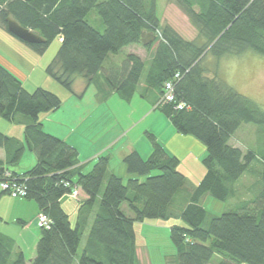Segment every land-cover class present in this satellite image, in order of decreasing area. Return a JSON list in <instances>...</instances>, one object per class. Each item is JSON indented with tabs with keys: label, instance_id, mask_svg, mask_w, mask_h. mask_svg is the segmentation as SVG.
<instances>
[{
	"label": "trees",
	"instance_id": "16d2710c",
	"mask_svg": "<svg viewBox=\"0 0 264 264\" xmlns=\"http://www.w3.org/2000/svg\"><path fill=\"white\" fill-rule=\"evenodd\" d=\"M179 1L200 42L161 24L156 0H0V28L8 32L5 19L10 16L42 36L41 43L23 42L36 53L58 39L45 71L62 86L71 91L77 77L87 85L101 73L107 88L126 101L137 90H154V108L177 133L205 149V173L194 186L177 169L178 158L149 132L150 155L144 159L132 151L123 158L128 178L108 174L107 155H99L83 173L75 169L76 149L45 132L39 120L40 114L58 109L61 99L41 87L28 91L0 63V116L24 125V144L0 132V147L6 148L11 164L25 146L34 153L33 166L22 173L10 171L11 179L23 184L25 197L51 219L48 228L39 227L29 263L14 252L13 240L0 234V264H137L134 223L145 219L174 220L169 229L175 264H208L215 253L222 256L219 264L264 263V153L229 143L243 123L263 131L264 111L217 75L208 76L203 64L207 54L216 60L246 51L264 56V0ZM91 10L99 16L101 30L87 19ZM141 32L153 33L155 40L143 45ZM132 45L142 46L146 57L129 51ZM166 81L172 83L173 102L163 99ZM179 102L185 103L181 109L175 107ZM255 163L261 166L255 196L212 215L204 225V195L227 201L234 183ZM77 186L85 197L72 224L60 198ZM123 203L132 215L123 212Z\"/></svg>",
	"mask_w": 264,
	"mask_h": 264
},
{
	"label": "crops",
	"instance_id": "0c3cea01",
	"mask_svg": "<svg viewBox=\"0 0 264 264\" xmlns=\"http://www.w3.org/2000/svg\"><path fill=\"white\" fill-rule=\"evenodd\" d=\"M2 30L5 31L4 29ZM0 43L1 47L3 46V50L0 51V63L19 78L24 86V80L30 77L33 73L34 66L27 61L20 51L11 47V45L5 43L3 40L0 41ZM129 51L135 54L138 52L135 50ZM137 55L144 58L143 56H146V52L143 56L140 52H138ZM25 68L28 69L27 74H24L26 70ZM91 86V89H93L92 92H90V99H92L91 104L89 105V108L84 110H77V108L74 115H77L76 117L72 116L71 119L70 113L72 110L69 109L67 112L62 110V103L58 109L42 113L39 116L42 129L45 132L65 140L76 149L75 169L86 173L92 169L99 155H107L109 157L108 174L116 175L122 179L128 178L130 174L123 162V158L128 153L137 151L142 158L146 159L152 151L151 144L149 143L150 141L148 142L144 139L146 132H149L152 133L162 144L169 155H174L178 158V168L185 176H187L185 170H188V167H185L184 170L181 163L184 162L186 157L190 155L194 156V159L197 161L196 166H202V171L199 168L200 175L197 176L195 182H191L187 177L186 179L189 186H194L200 181L205 173V167L201 161L205 155V149L202 144L190 136L177 133L169 119L160 111L155 114V118H152L142 129L135 130L134 127H136L138 122L135 123V120L133 121V119H131L133 118V115H129L127 122H124L119 118V115L113 111V107L109 104V101L113 99L112 97L114 95L116 96V99L122 103H131L135 96L139 95L136 98L143 100V102L145 101L144 103L146 104V109L142 114L144 117L141 119L144 121L148 118L147 115L151 110L157 111L155 108L150 109L151 106L153 107L157 97L156 91L147 90L143 92L137 90L134 92L132 98L129 101H126L115 91L108 89L101 73H98L97 76L87 85L83 78L77 77L73 82L72 90L68 91L65 98L71 103H73L72 98L77 101V103H81ZM46 89H50L58 95V91L65 94L60 86L46 87ZM117 106H121V104L117 103ZM94 112H97V115L93 114ZM94 115L95 117L93 118ZM67 116L70 119L66 120ZM84 118L85 120L82 121ZM89 120L90 122L88 123ZM156 121H159L161 126H158L157 124L153 126ZM80 123L82 124L80 125ZM128 123L129 125H126ZM23 130L24 125L22 123L10 122L0 116V132L8 137L17 138L24 144ZM132 130L135 132L130 135ZM35 160L34 153L25 146L18 161L11 164L7 159L6 148L0 147V171L2 167H6L9 171L22 173L33 166ZM78 193L79 200H82L85 195L80 190ZM32 201L33 200H29L26 197L13 198L0 188V234L13 240L14 252H21L26 263H29L35 255V246L40 233V228H37L38 226L36 224V216L40 210L36 203ZM60 205L68 215L69 221L72 224L75 223L79 201L72 198L69 194H66L60 198ZM121 208L125 214L132 215L128 208L124 206H121ZM171 221L174 220L171 219ZM143 222L144 221H136L134 223L137 236L136 253L138 258L139 233L137 232V229L138 227H141L140 225ZM171 224L172 222H168V225ZM28 241H30V243L29 245H26V242Z\"/></svg>",
	"mask_w": 264,
	"mask_h": 264
},
{
	"label": "rangeland",
	"instance_id": "374dc122",
	"mask_svg": "<svg viewBox=\"0 0 264 264\" xmlns=\"http://www.w3.org/2000/svg\"><path fill=\"white\" fill-rule=\"evenodd\" d=\"M193 8L198 10L196 4L193 5ZM156 13L160 18L161 24L170 25L184 39L196 40L197 42H200L197 29L192 24L191 20L187 17L179 0H156ZM87 19L89 20L91 25L101 30L103 24L95 10H91L89 12ZM2 40L5 41V43L11 45V47L20 51L22 55L27 59V61L32 66H34L33 73L30 75V77L24 80L25 89H27L28 91H32L37 86L41 85H43L41 87H45L44 89H46V87L60 86L62 88L61 90L65 92V94L61 91H58L59 95L55 92L53 93H55L61 99L62 110H65L66 112L69 109L72 110L70 113L71 119L72 116L75 115L77 108V110H84L89 108V105L92 101V99H90V92H92L93 90L91 89L92 86L89 88L87 95L84 96V99L83 101H81V103H77V101L73 100V98V103H71L65 98V95L70 90L58 83L45 71L46 65L51 61L59 46V41L57 38L50 42V44L42 54L36 53L33 49L17 39L15 36L6 31H3L0 28V41ZM2 47L0 43V51L3 50ZM129 50L138 51L140 52V54H142V56L146 52L140 45L130 46ZM138 52H136V54H138ZM143 57L145 58L146 56ZM203 64L206 67V74L208 76L217 75L220 80L231 86L240 94L253 100L260 107V109L264 111V56L255 54L251 51H246L241 55H227L221 57L219 60H216L211 55L207 54L203 59ZM27 71L28 69L25 70L24 74H27ZM48 91L52 92V90L50 89ZM138 96L139 95L135 96L131 103H122L118 99H116L115 95L112 97L113 99L109 101L110 106L114 109L113 111L119 115V118L122 121L127 122V120L129 119L128 116L131 114L133 115V118L131 119H133V121L135 120V123L138 122L136 127H134L135 130L142 129L147 123H149L152 118H155V114L159 112L157 109V111L151 110V112L147 115L148 118L144 121L141 120L144 117V115L142 116V114L146 109V104L144 103L145 101L143 102V100L136 98ZM116 102L118 104H121V106H117ZM151 108H154V105L153 107L151 106L150 109ZM93 114L97 115V112H94ZM95 115L93 116V118L95 117ZM70 118L67 116L66 120ZM84 120L85 118L82 119V121ZM90 120L88 121V123L90 122ZM81 124L82 123H80V125ZM155 124L161 126V123L159 121H156L153 126ZM126 125H129V123ZM133 132L135 131L132 130L130 132V135ZM144 139L145 141L149 142L146 136H144ZM229 143L235 147L240 148L243 151H246L248 149L252 150L260 156L262 153H264V130L262 131L261 128H259V126L255 124L243 123L231 136V138L229 139ZM194 158V156L190 155L184 159L183 163H181V166L184 167V170L185 167H188V170H185L187 172V176H184L187 177L191 182H195V180H197V176L200 175V169L202 168V166L200 165L198 167L196 166L197 161ZM178 166L179 165H177V169L179 170ZM260 170L261 166L259 164H252L251 169L249 171H246L242 175V177H240V179H238L234 183V194L227 201H220L210 194L204 195L201 200V205L207 212L206 222L204 223V225H206L207 221L212 215H219L224 211L232 210L233 206H235L241 200L253 198L255 196L256 181L258 179ZM73 190L74 191H72L70 196L79 201L78 192L80 188L77 186L76 188L74 187ZM122 206L128 208L126 203H123ZM168 222L171 223L173 221H171V219H145L144 222L140 225L141 227H138L137 232L140 236L138 235L139 258L137 257V264H175L176 249L170 239V225H168ZM175 222L178 223L179 220ZM29 243L30 241L26 242V245H29ZM221 259L222 256L215 253L208 264H219V261Z\"/></svg>",
	"mask_w": 264,
	"mask_h": 264
},
{
	"label": "built area",
	"instance_id": "2783aa9c",
	"mask_svg": "<svg viewBox=\"0 0 264 264\" xmlns=\"http://www.w3.org/2000/svg\"><path fill=\"white\" fill-rule=\"evenodd\" d=\"M178 78V72L175 73L174 79ZM163 99L167 102L174 101L173 86L171 81H166L163 87ZM185 103L179 102L176 104V108H183ZM2 179H0V188L6 191L12 197H25L27 194L26 188L23 184L11 179V172L7 169L3 171ZM74 193V192H73ZM51 219L43 212H39L36 217V224L38 227L48 228L50 226Z\"/></svg>",
	"mask_w": 264,
	"mask_h": 264
},
{
	"label": "water",
	"instance_id": "95a60500",
	"mask_svg": "<svg viewBox=\"0 0 264 264\" xmlns=\"http://www.w3.org/2000/svg\"><path fill=\"white\" fill-rule=\"evenodd\" d=\"M6 29L17 39L25 43H41L44 38L32 31L31 29L22 26L14 18L7 16L6 19ZM141 43L147 45L155 40V35L151 32H141Z\"/></svg>",
	"mask_w": 264,
	"mask_h": 264
},
{
	"label": "bare ground",
	"instance_id": "6f19581e",
	"mask_svg": "<svg viewBox=\"0 0 264 264\" xmlns=\"http://www.w3.org/2000/svg\"><path fill=\"white\" fill-rule=\"evenodd\" d=\"M30 200V199H29Z\"/></svg>",
	"mask_w": 264,
	"mask_h": 264
}]
</instances>
